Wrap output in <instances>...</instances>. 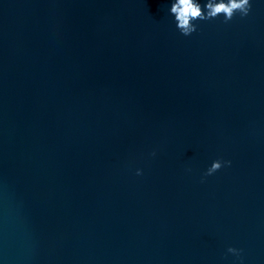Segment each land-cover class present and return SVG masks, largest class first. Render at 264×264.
<instances>
[{
    "label": "water",
    "instance_id": "1",
    "mask_svg": "<svg viewBox=\"0 0 264 264\" xmlns=\"http://www.w3.org/2000/svg\"><path fill=\"white\" fill-rule=\"evenodd\" d=\"M173 2L0 0V264H264V0Z\"/></svg>",
    "mask_w": 264,
    "mask_h": 264
},
{
    "label": "clouds",
    "instance_id": "2",
    "mask_svg": "<svg viewBox=\"0 0 264 264\" xmlns=\"http://www.w3.org/2000/svg\"><path fill=\"white\" fill-rule=\"evenodd\" d=\"M250 9V0H206L203 6L198 0H174L170 7V13L174 15L176 27L180 33L188 36L197 30V24L193 21L211 20L222 14L224 22L227 23L237 12L241 17L247 16ZM230 164L231 161L214 160L207 169L206 175H211L223 165ZM137 174H141L140 169H137ZM228 251L239 256L240 250L236 248L229 247Z\"/></svg>",
    "mask_w": 264,
    "mask_h": 264
}]
</instances>
